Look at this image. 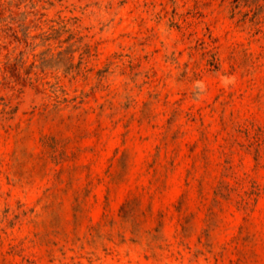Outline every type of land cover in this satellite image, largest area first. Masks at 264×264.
<instances>
[{"label": "rangeland", "instance_id": "rangeland-1", "mask_svg": "<svg viewBox=\"0 0 264 264\" xmlns=\"http://www.w3.org/2000/svg\"><path fill=\"white\" fill-rule=\"evenodd\" d=\"M0 264H264V0H0Z\"/></svg>", "mask_w": 264, "mask_h": 264}]
</instances>
